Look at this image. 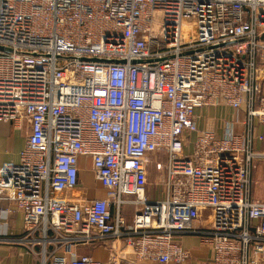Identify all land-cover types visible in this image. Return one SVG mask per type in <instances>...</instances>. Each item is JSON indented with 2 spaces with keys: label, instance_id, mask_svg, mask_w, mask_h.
<instances>
[{
  "label": "built area",
  "instance_id": "built-area-1",
  "mask_svg": "<svg viewBox=\"0 0 264 264\" xmlns=\"http://www.w3.org/2000/svg\"><path fill=\"white\" fill-rule=\"evenodd\" d=\"M262 37L264 0H0V122L29 127L0 203L39 264H187L182 235L206 264H264V153L195 116L225 105L264 126ZM108 239L125 253L74 251Z\"/></svg>",
  "mask_w": 264,
  "mask_h": 264
},
{
  "label": "crops",
  "instance_id": "crops-1",
  "mask_svg": "<svg viewBox=\"0 0 264 264\" xmlns=\"http://www.w3.org/2000/svg\"><path fill=\"white\" fill-rule=\"evenodd\" d=\"M262 86H264V82H262ZM262 92H264V87H262ZM195 116H197L196 124L200 131L205 129L213 130L218 135H221L224 129L229 126L236 134L243 135L245 138L252 137L253 149L264 153V126L256 119H253L248 124L243 108L235 111L225 105H220L213 108L198 109L195 112ZM22 126V130L18 131L11 123L0 122V166L4 163L18 162L19 153L23 149L29 134V127L26 122H23ZM255 165L251 174V179L254 182V187L251 189V198L264 202V159L258 160ZM90 182L92 181L90 180ZM147 193L151 197L154 196L153 191L149 187L147 188ZM0 207V264H39L41 245L39 242L33 244L23 239L24 221L21 213L12 210L8 202H1ZM131 211L132 208L129 206H124L121 209V215L126 222L131 221ZM37 236L39 237L38 234ZM176 241L184 249L190 250L193 255L187 264H206V252L200 248L198 236L182 235L178 236ZM114 247L117 253H125L124 250L120 249L119 242H113L111 239L100 241L90 246H78L74 248V251L78 256L86 255L105 262L109 259L110 254H113ZM45 250L47 256L51 252L57 258L65 255L61 247H58L55 251L54 246L50 243L46 244ZM126 256L127 258L131 257L127 254ZM137 264L153 263L138 262Z\"/></svg>",
  "mask_w": 264,
  "mask_h": 264
},
{
  "label": "rangeland",
  "instance_id": "rangeland-1",
  "mask_svg": "<svg viewBox=\"0 0 264 264\" xmlns=\"http://www.w3.org/2000/svg\"><path fill=\"white\" fill-rule=\"evenodd\" d=\"M262 39H264V37H262ZM255 171V170H254ZM88 175V174H87ZM88 178H89V176H87ZM150 178H149V188H151L152 187V185L154 184V182H155V180L157 179L156 178V175H155V173L154 172H151V175L149 176ZM254 187V182H253V186H252V188ZM155 195H158V192L156 191L155 192Z\"/></svg>",
  "mask_w": 264,
  "mask_h": 264
}]
</instances>
